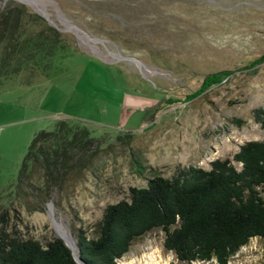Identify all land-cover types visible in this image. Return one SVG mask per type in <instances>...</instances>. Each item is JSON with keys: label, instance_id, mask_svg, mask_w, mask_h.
Wrapping results in <instances>:
<instances>
[{"label": "rangeland", "instance_id": "374dc122", "mask_svg": "<svg viewBox=\"0 0 264 264\" xmlns=\"http://www.w3.org/2000/svg\"><path fill=\"white\" fill-rule=\"evenodd\" d=\"M7 7L41 16L68 48L32 83L18 75L0 83V229L8 236L64 239L55 221L74 242L78 229L93 236L105 206L128 198L130 186L189 165L209 168L244 141L264 138L251 116L264 106V62L253 72L245 67L264 54V0H0V16ZM217 70L230 73L200 90ZM63 117L114 146L102 156L99 177L87 171L42 210L28 209L13 195L19 163L33 134ZM126 132L130 145L116 143ZM136 149L142 173L131 162ZM163 239V230L152 229L118 264L143 263L153 252L166 264H218L180 261ZM227 264H264V237H251Z\"/></svg>", "mask_w": 264, "mask_h": 264}, {"label": "trees", "instance_id": "16d2710c", "mask_svg": "<svg viewBox=\"0 0 264 264\" xmlns=\"http://www.w3.org/2000/svg\"><path fill=\"white\" fill-rule=\"evenodd\" d=\"M67 50L60 32L25 7H7L0 16V83L18 75L30 84L52 66L57 52ZM262 62L264 54L245 67L253 72ZM229 73L207 74L200 90ZM251 116L264 128V106L254 107ZM131 136L118 134L116 143L129 146ZM104 142L86 124L67 117L53 129L37 130L19 163L13 195L28 209L42 210L43 202L63 194L85 172L99 177L102 156L114 146ZM130 158L135 171L142 173L139 150H131ZM128 191V198L105 206L93 236L80 229L75 233L78 256L85 264H118L134 239L155 228L164 231V247L180 261L227 264L251 237H264V138L244 141L231 158H214L209 168L189 165L172 177L152 174L144 186ZM3 229L0 264H80L60 237L42 244L8 236Z\"/></svg>", "mask_w": 264, "mask_h": 264}, {"label": "bare ground", "instance_id": "6f19581e", "mask_svg": "<svg viewBox=\"0 0 264 264\" xmlns=\"http://www.w3.org/2000/svg\"><path fill=\"white\" fill-rule=\"evenodd\" d=\"M55 227H56L57 233L61 235L68 244L72 245L74 252L76 253L77 248L75 246L74 238L72 237L70 232L67 230V228L58 221H55ZM158 256L159 255L153 252L149 255H144L143 263H141L140 261L134 258L132 261L127 262L125 264H166L164 260L159 259V258L156 259V257Z\"/></svg>", "mask_w": 264, "mask_h": 264}, {"label": "water", "instance_id": "95a60500", "mask_svg": "<svg viewBox=\"0 0 264 264\" xmlns=\"http://www.w3.org/2000/svg\"><path fill=\"white\" fill-rule=\"evenodd\" d=\"M48 205H51V204L49 203ZM61 239H62V238H61ZM62 240H63L64 243H65V244L71 249V252H72V255H73L74 259H75L78 263H80V264H85V263L79 258L78 254H76V253L74 252V249H73L72 245L68 244L64 239H62ZM77 249H78V248H77Z\"/></svg>", "mask_w": 264, "mask_h": 264}, {"label": "crops", "instance_id": "0c3cea01", "mask_svg": "<svg viewBox=\"0 0 264 264\" xmlns=\"http://www.w3.org/2000/svg\"><path fill=\"white\" fill-rule=\"evenodd\" d=\"M1 135H2V129H1V127H0V137H1Z\"/></svg>", "mask_w": 264, "mask_h": 264}]
</instances>
